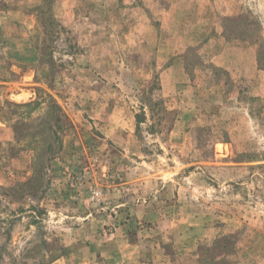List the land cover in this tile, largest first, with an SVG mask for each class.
Returning <instances> with one entry per match:
<instances>
[{
  "label": "rangeland",
  "instance_id": "obj_1",
  "mask_svg": "<svg viewBox=\"0 0 264 264\" xmlns=\"http://www.w3.org/2000/svg\"><path fill=\"white\" fill-rule=\"evenodd\" d=\"M55 262L264 264V0H0V264Z\"/></svg>",
  "mask_w": 264,
  "mask_h": 264
},
{
  "label": "crops",
  "instance_id": "obj_2",
  "mask_svg": "<svg viewBox=\"0 0 264 264\" xmlns=\"http://www.w3.org/2000/svg\"><path fill=\"white\" fill-rule=\"evenodd\" d=\"M24 101H26L25 98H23V97H19L18 98V102H24ZM54 264H61V263L60 262H55Z\"/></svg>",
  "mask_w": 264,
  "mask_h": 264
},
{
  "label": "trees",
  "instance_id": "obj_3",
  "mask_svg": "<svg viewBox=\"0 0 264 264\" xmlns=\"http://www.w3.org/2000/svg\"><path fill=\"white\" fill-rule=\"evenodd\" d=\"M135 119L138 123L140 122V117L138 115H136Z\"/></svg>",
  "mask_w": 264,
  "mask_h": 264
}]
</instances>
